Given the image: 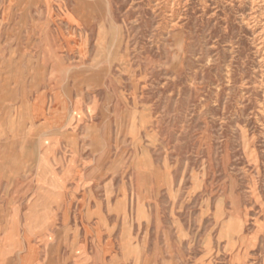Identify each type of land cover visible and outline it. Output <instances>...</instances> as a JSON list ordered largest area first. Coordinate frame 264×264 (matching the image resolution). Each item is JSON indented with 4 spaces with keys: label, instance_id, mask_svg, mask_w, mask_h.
I'll list each match as a JSON object with an SVG mask.
<instances>
[{
    "label": "rangeland",
    "instance_id": "rangeland-1",
    "mask_svg": "<svg viewBox=\"0 0 264 264\" xmlns=\"http://www.w3.org/2000/svg\"><path fill=\"white\" fill-rule=\"evenodd\" d=\"M0 264H264V0H0Z\"/></svg>",
    "mask_w": 264,
    "mask_h": 264
}]
</instances>
